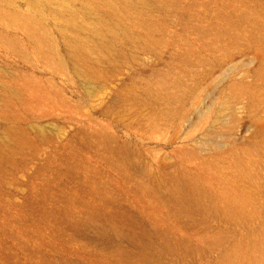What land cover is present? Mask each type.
Listing matches in <instances>:
<instances>
[{
	"label": "rangeland",
	"instance_id": "obj_1",
	"mask_svg": "<svg viewBox=\"0 0 264 264\" xmlns=\"http://www.w3.org/2000/svg\"><path fill=\"white\" fill-rule=\"evenodd\" d=\"M263 163L264 0H0V264H225Z\"/></svg>",
	"mask_w": 264,
	"mask_h": 264
},
{
	"label": "bare ground",
	"instance_id": "obj_2",
	"mask_svg": "<svg viewBox=\"0 0 264 264\" xmlns=\"http://www.w3.org/2000/svg\"><path fill=\"white\" fill-rule=\"evenodd\" d=\"M254 156L258 158L259 153L255 151L253 158H256ZM168 178L171 179V177ZM168 194L169 197L174 199L173 203L178 209H187L188 211H191L192 214L195 215V213H197L201 217L204 214V208L207 210H209L212 206V209L216 210L218 208V205L215 202H211L207 206L200 202V198L202 199L203 197L200 196L198 188L189 180L175 179L172 188L168 191ZM234 207L236 206L234 205ZM196 218H199V216ZM160 235L163 236L164 244L160 246L159 258L163 263L169 261L171 262V264H175L178 262L177 259L181 258V256L185 257L186 255H193V248H189V246L183 247L182 245H180L179 241L174 240L172 237L167 236L165 233H160ZM259 237V241L257 243L258 250L257 247L254 246V250H251L248 253H236L230 259L228 258L225 264H264V238ZM255 252L260 253V256L258 258L256 257L257 254L255 255Z\"/></svg>",
	"mask_w": 264,
	"mask_h": 264
}]
</instances>
